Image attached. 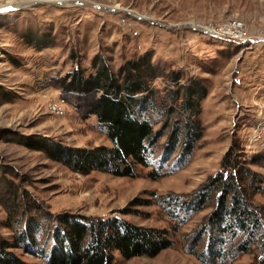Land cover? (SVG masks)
<instances>
[{
	"label": "rangeland",
	"instance_id": "374dc122",
	"mask_svg": "<svg viewBox=\"0 0 264 264\" xmlns=\"http://www.w3.org/2000/svg\"><path fill=\"white\" fill-rule=\"evenodd\" d=\"M19 1L24 5L14 6ZM0 9H10L0 11V221L8 207L27 208L32 202L54 213L122 216L168 228L174 245L153 256L127 258L117 252L114 264H213L198 255L207 236L198 242L194 236L213 201L175 230L178 222L167 213L163 197L193 192L221 169L234 143L247 157L263 149L264 0H0ZM234 20L244 24L245 38L213 34V27ZM143 53L163 68L153 81L162 94L176 86L173 71L179 72L181 84L198 78L208 86L201 101L204 135L187 160L176 163V150L158 179L147 175L149 167H139L137 176L84 174L39 148L44 139L75 146L109 144L96 116L83 117L53 77L77 64L90 68L96 54L117 69ZM53 100L64 104V114L50 111ZM250 165L264 173V164ZM256 198L264 202L261 194ZM124 208L131 211L124 213ZM0 231L9 238L13 233L1 223ZM261 243L213 260L264 264ZM14 250L28 261L48 264L29 251Z\"/></svg>",
	"mask_w": 264,
	"mask_h": 264
},
{
	"label": "trees",
	"instance_id": "16d2710c",
	"mask_svg": "<svg viewBox=\"0 0 264 264\" xmlns=\"http://www.w3.org/2000/svg\"><path fill=\"white\" fill-rule=\"evenodd\" d=\"M163 73L161 64L148 53L126 59L117 69L96 54L90 68L77 64L64 75L53 77L61 95L83 117L96 116L110 143L75 146L44 139L39 148L84 174L98 170L137 176L139 167H149V177H162L176 150V163H183L202 139L201 101L209 92L198 78L179 83L180 74L173 71L176 86L162 94L153 81ZM252 163L264 164V147L247 157L241 145L234 143L223 156L221 169L193 192L163 197L167 213L178 222L175 230L213 201V209L194 232L197 242L207 236L206 247L198 254L202 260L212 259L215 264L213 258L227 253L236 256L261 240L264 263V202L256 198L258 194L264 197V173L252 168ZM0 223L13 230L10 238L0 231V264H37L15 248L48 264H114L117 252L127 258L153 256L174 245L168 228L138 224L122 216L70 210L54 213L37 202L27 208L8 207ZM231 241L236 243L226 249Z\"/></svg>",
	"mask_w": 264,
	"mask_h": 264
},
{
	"label": "built area",
	"instance_id": "2783aa9c",
	"mask_svg": "<svg viewBox=\"0 0 264 264\" xmlns=\"http://www.w3.org/2000/svg\"><path fill=\"white\" fill-rule=\"evenodd\" d=\"M212 29H215L216 32H213V34L216 35L233 36L236 38H245L247 36L244 24L239 20H234L221 27H213ZM49 109L51 112L56 114H64L66 112L64 104L57 100H53L49 103Z\"/></svg>",
	"mask_w": 264,
	"mask_h": 264
},
{
	"label": "bare ground",
	"instance_id": "6f19581e",
	"mask_svg": "<svg viewBox=\"0 0 264 264\" xmlns=\"http://www.w3.org/2000/svg\"><path fill=\"white\" fill-rule=\"evenodd\" d=\"M25 4H27V3H25ZM6 5V4H5ZM8 5H10V4H8ZM12 5V4H11ZM20 5H24V3L23 2H16L15 4H14V6H20Z\"/></svg>",
	"mask_w": 264,
	"mask_h": 264
},
{
	"label": "snow or ice",
	"instance_id": "6c2138e0",
	"mask_svg": "<svg viewBox=\"0 0 264 264\" xmlns=\"http://www.w3.org/2000/svg\"><path fill=\"white\" fill-rule=\"evenodd\" d=\"M7 10H10V9H0V11H7Z\"/></svg>",
	"mask_w": 264,
	"mask_h": 264
}]
</instances>
